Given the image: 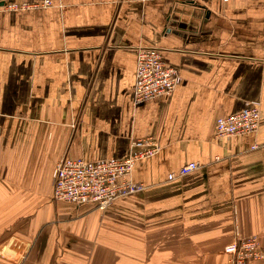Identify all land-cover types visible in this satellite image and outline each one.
Here are the masks:
<instances>
[{
	"label": "crops",
	"instance_id": "1",
	"mask_svg": "<svg viewBox=\"0 0 264 264\" xmlns=\"http://www.w3.org/2000/svg\"><path fill=\"white\" fill-rule=\"evenodd\" d=\"M1 1L0 264H227L249 237L264 254V0ZM141 48L180 82L135 104ZM252 104L256 133L215 136ZM146 139L140 195L53 200L63 158L122 160Z\"/></svg>",
	"mask_w": 264,
	"mask_h": 264
},
{
	"label": "built area",
	"instance_id": "2",
	"mask_svg": "<svg viewBox=\"0 0 264 264\" xmlns=\"http://www.w3.org/2000/svg\"><path fill=\"white\" fill-rule=\"evenodd\" d=\"M2 3L0 0V5ZM29 7L32 6L23 5L20 8ZM161 58L156 49H138L132 91L135 104L157 96L170 95L180 82L176 73L166 68ZM259 120L260 108L257 104H252L237 114L217 119L215 136L229 138L234 135L256 133ZM132 146L135 150L122 160L88 163L82 159L63 158L56 165L52 175L53 200L76 206L94 205L104 211L118 199L140 195L145 187L130 180L131 167L136 160L152 156L158 146L151 139L134 141ZM198 169L199 166L195 163L184 165L177 175L171 174L167 180L188 176ZM224 254L230 258L227 264H254L264 259L255 237L227 245Z\"/></svg>",
	"mask_w": 264,
	"mask_h": 264
}]
</instances>
